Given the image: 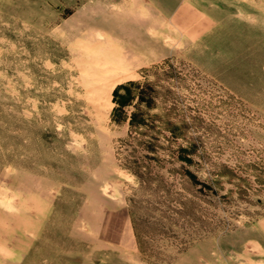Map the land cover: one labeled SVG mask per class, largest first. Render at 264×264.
<instances>
[{"label": "rangeland", "instance_id": "374dc122", "mask_svg": "<svg viewBox=\"0 0 264 264\" xmlns=\"http://www.w3.org/2000/svg\"><path fill=\"white\" fill-rule=\"evenodd\" d=\"M0 264H264V0H0Z\"/></svg>", "mask_w": 264, "mask_h": 264}, {"label": "trees", "instance_id": "16d2710c", "mask_svg": "<svg viewBox=\"0 0 264 264\" xmlns=\"http://www.w3.org/2000/svg\"><path fill=\"white\" fill-rule=\"evenodd\" d=\"M117 97H119L121 100L123 99L122 96H120L119 94H116ZM127 103L126 100H122V102H120L119 104L122 106V105H125Z\"/></svg>", "mask_w": 264, "mask_h": 264}]
</instances>
